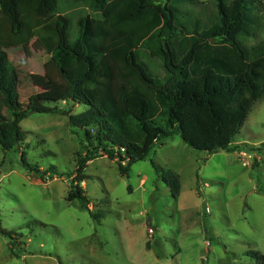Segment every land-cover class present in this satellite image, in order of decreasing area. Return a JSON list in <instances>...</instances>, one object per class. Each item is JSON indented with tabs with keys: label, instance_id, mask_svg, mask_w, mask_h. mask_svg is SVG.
Here are the masks:
<instances>
[{
	"label": "trees",
	"instance_id": "1",
	"mask_svg": "<svg viewBox=\"0 0 264 264\" xmlns=\"http://www.w3.org/2000/svg\"><path fill=\"white\" fill-rule=\"evenodd\" d=\"M83 6L89 12L69 11ZM33 39L50 58L46 75L33 79L41 91L24 104L8 49ZM214 46L230 47L241 66L216 55ZM153 59L161 74L143 61ZM262 99L264 0H0L1 149L19 153L27 173L54 176L55 166L43 171L29 163L21 123L33 113L68 116L83 131L86 152L68 200L96 220L103 215L91 212L82 186L88 162L103 153L128 174L175 135L208 154L233 152ZM74 106L83 111L72 114ZM162 180L180 195L179 175L164 171ZM249 255L264 264V255Z\"/></svg>",
	"mask_w": 264,
	"mask_h": 264
},
{
	"label": "rangeland",
	"instance_id": "2",
	"mask_svg": "<svg viewBox=\"0 0 264 264\" xmlns=\"http://www.w3.org/2000/svg\"><path fill=\"white\" fill-rule=\"evenodd\" d=\"M35 41L8 49L24 104L41 91L33 79L46 75L50 58ZM213 52L241 66L230 47L214 46ZM153 60L143 61L161 74ZM21 127L29 163L43 171L55 166L57 173L48 170L44 179L29 174L19 153L0 146V264H258L250 252L264 255V99L235 137L233 152L208 154L175 135L128 174L103 153L88 162L82 186L100 220L68 200L86 154L83 131L55 113H33ZM163 170L179 175L178 197L163 182Z\"/></svg>",
	"mask_w": 264,
	"mask_h": 264
},
{
	"label": "built area",
	"instance_id": "3",
	"mask_svg": "<svg viewBox=\"0 0 264 264\" xmlns=\"http://www.w3.org/2000/svg\"><path fill=\"white\" fill-rule=\"evenodd\" d=\"M149 233L151 234V236H153V234L155 233V232H154V229H153V228H150V229H149Z\"/></svg>",
	"mask_w": 264,
	"mask_h": 264
},
{
	"label": "crops",
	"instance_id": "4",
	"mask_svg": "<svg viewBox=\"0 0 264 264\" xmlns=\"http://www.w3.org/2000/svg\"><path fill=\"white\" fill-rule=\"evenodd\" d=\"M145 185V183H143V181H142V185L141 186H144Z\"/></svg>",
	"mask_w": 264,
	"mask_h": 264
}]
</instances>
